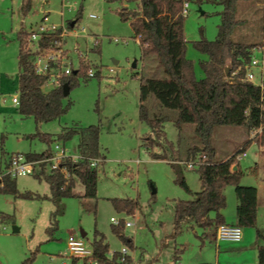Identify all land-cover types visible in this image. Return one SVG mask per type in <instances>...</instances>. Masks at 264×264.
Returning <instances> with one entry per match:
<instances>
[{
  "label": "rangeland",
  "instance_id": "1",
  "mask_svg": "<svg viewBox=\"0 0 264 264\" xmlns=\"http://www.w3.org/2000/svg\"><path fill=\"white\" fill-rule=\"evenodd\" d=\"M188 2V13L184 19L186 56L193 61L196 76L201 79L205 77L201 62L208 56L194 47V41L202 37L209 40L217 38L223 7L214 0ZM22 3L23 0H0V177L7 174L6 165L12 154L41 153L49 147L39 138L31 137L38 128L34 118L22 117L17 111L18 105L13 102V98L19 96L17 31L22 25L32 30L46 12L48 24H61L62 21L68 24L77 20L81 11L77 29L85 28L86 31L77 38L69 36L67 48L73 52L77 45L85 58L81 59V67L83 63L88 65L87 68L93 66L96 76L87 81L79 77V84L70 89L64 99L65 104L73 102L69 111L60 119L41 124L39 129L53 135V150L56 144H60L69 156L75 157L79 155V136L63 141L58 139V134L65 127L99 124L103 161L98 169L97 196L62 199L57 226L51 232L48 228L53 225L56 206L51 199L45 198L51 195L49 184L39 180L36 173L14 177L20 192L29 191L42 198L0 193V264H23L28 258L33 259L29 264H72L73 257L65 254L68 238H83L91 247L96 232L105 235L110 253L127 248L128 255L136 261L133 260V264H259L255 247L257 237L247 249L233 246L219 250L213 240L202 237V229L197 233L191 228H185L179 234L174 231L175 198L187 192L175 182L170 164L152 156L154 152H166L170 158L177 159L175 154L163 138L156 137L155 132L146 136L151 127L140 120L142 77L161 78L165 73L154 55L146 60L143 58L142 47L130 22L122 20L118 13L123 5L132 8L135 2L48 0L42 3L41 0H33L26 14L22 12ZM92 13L98 18H90ZM237 16L245 23L238 27L234 38L260 44L263 39L264 0H239ZM98 46L100 51L95 49ZM72 55L77 66L78 58L75 53ZM254 55L262 59L264 53L256 49ZM253 71L256 73L254 83L259 84L262 81L261 68H253ZM44 89L49 90L50 86L46 85ZM157 103L154 96L147 102L152 111L159 112ZM194 127L188 124L182 134V146L185 144V148L200 144ZM164 129L167 139L176 144L179 130L174 122H165ZM249 136L252 135L244 127H216V160H223L243 142L241 137L248 139ZM152 138L158 139L163 146L154 145ZM250 143L246 144L247 156L239 162L244 168L251 165L248 170L254 167L258 151L257 146ZM186 171L190 177L198 178L196 170ZM257 173L249 172L255 178ZM75 191L84 194V185L80 181H77ZM113 198L134 199L137 203L135 211L117 210ZM112 218L131 223L130 226L122 223L120 228L122 234L132 238L133 247L114 231L117 225ZM82 230L86 232L85 237L81 235Z\"/></svg>",
  "mask_w": 264,
  "mask_h": 264
},
{
  "label": "trees",
  "instance_id": "2",
  "mask_svg": "<svg viewBox=\"0 0 264 264\" xmlns=\"http://www.w3.org/2000/svg\"><path fill=\"white\" fill-rule=\"evenodd\" d=\"M33 0H24L22 10L28 12ZM113 2H135L130 8L122 6L118 13L122 20L129 21L139 37L143 58L146 60L154 55L163 68L164 77H142L140 85V120L147 123L156 134L163 138L165 144L177 159L170 158L166 152L154 153L153 157L170 160L175 173V182L185 191L192 190L185 177V167L179 162L206 155V163L196 169L201 182V189L194 193L193 199H182L177 203L176 233H180L187 225H196L209 228L223 223L221 210L227 201L225 188L234 184L239 198L238 225L241 227H255L257 239L264 240L263 232L257 227V190L254 187L240 184L244 171L240 168L236 156L246 150L248 145L235 152L226 160H216L217 148L214 144V132L218 126L244 127L249 133L255 132L254 140L264 147V92L259 84L246 80V66L250 63L254 49L264 46L263 39L257 41H238L234 33L239 26L245 23L237 16L239 0H214L222 5L220 11L221 22L215 40L202 37L194 41V47L208 56L201 62L205 72L204 78H197L192 60L186 56L187 44L184 37V3L188 0H107ZM202 3L205 0H196ZM78 16L80 18L81 11ZM78 18V19H79ZM30 31L21 27L17 33L19 41V113L26 118H34L38 128L31 137L39 138L49 145L41 152H28L26 155L33 160H43L53 155L51 143L53 135L42 132L41 124L60 119L71 108L73 102L64 103L66 96L63 85L69 84L70 89L79 84V77L87 81V64L68 76L58 87L44 89L46 78L36 73L33 62V53L28 48ZM55 35H50L48 40ZM100 51V47H96ZM84 61V60H83ZM230 66L226 73V67ZM87 68V69H86ZM154 96L158 101L160 111H152L147 102ZM167 111L166 113H162ZM172 121L179 130V140L175 144L166 137L163 124ZM188 124H193L194 132L200 144L182 148V134ZM74 135L79 136L78 150L80 158L75 162L71 157L62 160L58 168H53L49 162L39 164V171L35 176L45 180L56 210L53 213V225L48 228L51 232L57 226V214L60 212L61 200L66 197L77 196L81 198H95L98 190V169L103 161L100 143L101 127L99 124L89 126L65 127L58 134V139L66 141ZM154 145H161L158 139L152 138ZM163 146V145H161ZM163 148V147H162ZM182 150L186 159L180 155ZM94 158L102 161L97 167H92ZM259 166L251 167L248 171L257 173ZM77 181L84 185V194L75 191ZM0 193L12 194L15 197L35 198L41 195L32 192H20L16 178L10 174L0 177ZM114 206L119 211L134 212L136 201L130 198H113ZM215 213V217L211 213ZM121 225L114 227V231L133 247L132 238L121 233ZM93 254L84 259L82 264H133L130 255H123L121 251H114L111 255L110 245L106 242L104 234L96 232L92 242ZM258 261L264 264V243L258 244ZM124 258V260H123ZM33 259H26L23 264H29ZM92 261V262H91ZM80 260L73 257L72 264H79Z\"/></svg>",
  "mask_w": 264,
  "mask_h": 264
},
{
  "label": "built area",
  "instance_id": "3",
  "mask_svg": "<svg viewBox=\"0 0 264 264\" xmlns=\"http://www.w3.org/2000/svg\"><path fill=\"white\" fill-rule=\"evenodd\" d=\"M42 3L47 0H41ZM189 2L184 3L183 14L184 16L188 13ZM90 18H98L95 13L90 14ZM79 26L77 22L66 23L62 21L61 24H48V14L45 13L42 20L36 25L35 28L30 30V36L28 37V48L33 53V62L36 69V73L46 78L44 86H50V88L58 87L62 85L63 81L70 76L74 71L81 67V59L84 58L83 53H80L79 47L75 46L72 52L67 48V40L69 36L79 37L81 32H85L86 29H77ZM55 35L52 39L48 40L50 35ZM94 41V37L92 38ZM137 41L140 43L139 37ZM95 43V41H94ZM96 44V43H95ZM262 50L264 53V46H259L254 49ZM76 54L78 58L77 66L74 65V57L72 54ZM87 57V56H86ZM85 59V58H84ZM261 68V79L259 85L262 87L264 92V55L262 59L255 57L254 53L250 63L246 66V80L254 82L256 73L253 68ZM114 69L111 68V71ZM88 78L96 76V71L93 66L87 70ZM13 102L19 104V97L15 96ZM264 126L259 129L262 131ZM246 151L239 152L236 159L240 161L245 155ZM71 157L73 161H77L80 156H69L67 150L60 144H56L53 150V155L43 160H33L28 158L24 153H14L11 155L10 163L8 165L7 173L12 177L21 175L34 174L39 164L42 162H49L53 168H58L63 159ZM206 155H198L196 158L180 161L179 163L188 170H196L202 164H205ZM102 161L101 158L92 159L91 166L97 167ZM115 225H121L124 223L130 226V222H123L122 220L112 218ZM215 239L224 241L239 242L243 238V229L239 225L221 223L216 226ZM121 253L125 256L128 255L127 248L123 247ZM66 255L78 258L79 264H82L84 259L90 258L93 254L92 247L88 246L83 238H76L70 236L67 240ZM112 255V253H111ZM124 260V258H123ZM92 262V261H91ZM94 264H97L93 261Z\"/></svg>",
  "mask_w": 264,
  "mask_h": 264
},
{
  "label": "crops",
  "instance_id": "4",
  "mask_svg": "<svg viewBox=\"0 0 264 264\" xmlns=\"http://www.w3.org/2000/svg\"><path fill=\"white\" fill-rule=\"evenodd\" d=\"M22 12H23V10H22ZM26 13H24V14H26ZM46 13L48 14V12H46ZM95 19H97V18H95ZM39 22H36V25ZM74 22H78V19L74 20ZM21 27H24V25L20 26V28ZM20 28L18 29V31L20 30ZM18 31H17V33H18ZM17 111H18V106H17ZM18 113H19V111H18ZM163 129H164V124H163ZM164 131H165V129H164ZM153 133H154L153 128H151V131H149V133H147L146 136L147 135H152ZM250 134L252 136H249L248 139H244L245 137H241V140L243 142L237 148L232 149V151H230L231 153H228V155L223 160H226V159L230 158L235 152H237L239 149L243 148L249 141H251L250 144H255L257 146V148H258L257 157L254 160V165H253V166H256V165L259 166V170H258V173L256 175L257 178L251 176L249 174V172H248L247 167H249L251 165H249V166L244 168V166L239 164V166H237V169L240 168V169H242L245 172L244 175L241 178L240 184L243 185V186L254 187L257 190V227L264 234V147H261L260 145H258V143L253 139L254 136H255V132H251ZM171 142H173V141H171ZM144 143L146 144V142H144ZM154 153H162V152H154ZM154 153H152V154H154ZM180 155L182 156V159H186L187 158L184 150H182ZM245 156H247V154ZM153 158L158 160V161H164V162H167L168 164H170V160L158 159V158H155V157H153ZM242 159L240 161H242ZM9 163H10V161L6 165L7 168H8ZM170 166H171V164H170ZM171 169H172V171L174 173V170H173L172 166H171ZM185 177H186L187 182H188V184H189V186H190V188L192 190V193H189V192L186 191L187 192L186 195H183L181 193L178 198H175V200H176L175 212L177 210V203H178L179 200H182V199H185V200L186 199H193L195 197L194 193L198 192L201 189V182H200L199 176H198L197 179L195 177L192 178V176L190 177V175L187 174V171L185 170ZM174 180H175V173H174ZM225 195H226L227 204H226L225 208H223L221 210V214H222V216L224 218L223 223L238 225L239 217H238L237 209H238V204H239V198H238V195H237L236 186L234 184L227 185L226 188H225ZM211 216L215 217V213L214 212L211 213ZM185 228H191V229L194 230L195 233H197L199 229H202L204 231L202 237L205 238V239L213 240L218 245L219 250H220L221 247L230 248V247H233V246H235L237 249H240V250L247 249V248H249L252 245L253 240L257 237V233L255 231L256 228L255 227H251V226L242 227V229H243V238L239 242L216 240L215 237H214L215 236L216 226H212V227H209V228H201V227H198L196 225H194V226L193 225H187ZM174 231L176 233V230H174ZM176 234H179V233H176ZM259 243H262L261 240L259 241L258 239H256L255 247H256V251H257V257H258V249H257V247H258ZM179 251H181V250H179ZM132 259L135 261L134 257H132ZM174 264H178V263H174ZM179 264H183V263L179 262Z\"/></svg>",
  "mask_w": 264,
  "mask_h": 264
},
{
  "label": "water",
  "instance_id": "5",
  "mask_svg": "<svg viewBox=\"0 0 264 264\" xmlns=\"http://www.w3.org/2000/svg\"><path fill=\"white\" fill-rule=\"evenodd\" d=\"M134 67H136V62L134 63ZM229 69H230V66L228 65V66L226 67V73L229 72ZM63 92H64V95H65V96H68V94H69V92H70V87H69V84H68V83H65V84L63 85ZM236 169H237V166L234 165V166H233V170H236ZM155 192H156V190L154 189V190H153V193H155ZM16 229H17V228L15 227V230H16ZM81 235H82V237H85V236H86V232H84V231L82 230Z\"/></svg>",
  "mask_w": 264,
  "mask_h": 264
}]
</instances>
